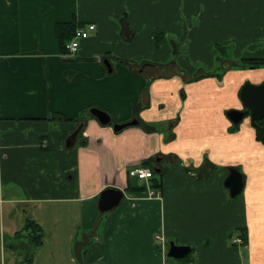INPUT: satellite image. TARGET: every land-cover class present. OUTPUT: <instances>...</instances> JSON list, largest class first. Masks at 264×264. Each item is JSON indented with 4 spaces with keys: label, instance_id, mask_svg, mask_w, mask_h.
Segmentation results:
<instances>
[{
    "label": "crops",
    "instance_id": "obj_1",
    "mask_svg": "<svg viewBox=\"0 0 264 264\" xmlns=\"http://www.w3.org/2000/svg\"><path fill=\"white\" fill-rule=\"evenodd\" d=\"M181 3L183 0H0L3 264L43 263L42 248L50 235L41 207L58 204L68 206L66 220H70L60 226L62 232L56 231L57 236L72 244L80 264H181L167 262L162 248L155 247L153 235L168 230V242L194 246L191 264H240L241 247L231 244L229 236L241 228H247L249 236L248 246L241 248L243 264H264V145L257 141L249 117L236 132L230 131L235 125L227 117L230 110L245 109L240 91L247 83L262 84L264 67L222 70L223 75H216V67H212L210 74L215 77L189 83L208 73L184 67L183 75H164L159 72L164 66L157 63V36L173 37L181 46L187 29H192L190 44L209 45V51H215L212 46L227 37L236 40L241 49L236 53L235 46L229 57L231 65L241 59L264 58V48L256 50L252 45L264 40V0ZM73 23L76 29L88 24L97 28L81 42L75 57L67 54L57 36L58 25ZM92 108L107 112L112 124L101 125L91 116ZM133 121L139 125L121 132L113 129ZM155 125L159 131L152 130ZM80 127L75 146L67 148V139ZM205 156L208 161L203 164ZM145 161L159 167L161 173L162 217L159 202L149 193L151 183L128 176L134 167L151 169L142 164ZM231 169L245 177V187L235 198L225 187ZM205 174L210 180L196 179ZM209 182L219 188L217 197L222 198L213 194L207 218L215 219L222 211L228 218L227 231L218 233L223 239L217 243L220 249L212 257L204 254L213 246L212 240L202 242L201 249L181 241L183 232L168 226L173 213L169 196L181 198L190 189L193 199H199L192 190ZM179 183L189 186L183 188ZM141 187L140 192L129 190ZM109 188L122 190L124 198L103 214L98 211V201ZM28 205L35 206V220L24 209ZM196 205L204 206L199 200ZM28 220L35 221L44 233L43 245L36 248L30 263L32 256L25 253L18 235ZM59 220L52 217V222ZM151 235V241H146ZM6 236L10 244L5 255ZM57 250L59 246L54 253ZM227 251L229 256H224ZM54 253L50 260L55 264L78 262Z\"/></svg>",
    "mask_w": 264,
    "mask_h": 264
},
{
    "label": "rangeland",
    "instance_id": "obj_2",
    "mask_svg": "<svg viewBox=\"0 0 264 264\" xmlns=\"http://www.w3.org/2000/svg\"><path fill=\"white\" fill-rule=\"evenodd\" d=\"M185 0H183V3H181V5L185 4L184 3ZM192 32V29H190ZM189 29H187L186 33L187 36L186 38L183 40V44L181 46L175 44V38L173 37H164L162 38L159 35L158 38V42H160V53H159V64H161L162 66H164V70L163 71H159L162 74L165 73H175L176 74H182L181 70H183V68L185 67V69H192L193 67L195 69L198 70H205L206 73H211V69L212 67H216V75L221 74L223 71L222 70H230L231 69V63H229V57L230 55H232L233 50L235 49L236 46V50L235 52L237 53L241 48H240V44L237 43L236 40H234L233 38H225L224 40H222V42H220V44H217V46H212L213 48L215 47V51L217 49V51L215 52L214 50L210 49V46L208 45H203V46H197V45H191V38H189ZM221 31V30H220ZM219 31V32H220ZM193 40V39H192ZM203 40V39H202ZM205 40V39H204ZM253 46L256 45L257 47L256 50H259L261 47L264 48V40H257L256 42H254V44H252ZM154 46H151V59L154 61V55H155V50L153 48ZM226 47L227 49L223 48ZM239 48V49H238ZM209 49V50H208ZM255 59H264V58H255ZM234 63V62H233ZM218 72V73H217ZM184 74V73H183ZM182 74V75H183ZM165 75V74H164ZM200 76V75H199ZM199 76H195L192 79H189V83H196L200 80H197ZM218 77V76H217ZM222 76L219 77L218 80L221 81ZM202 80V79H201ZM179 122H176V125ZM0 145H1V140H0ZM2 148V145H1ZM1 152V150H0ZM208 161V157L205 156L204 159V163L206 164ZM183 163V162H182ZM225 167H229L228 165H226ZM157 173L156 175H158V179L161 177V173L159 172V169L156 170ZM191 172V170H190ZM208 174H205V177L203 178V176H201L200 178H196L199 179L201 182H205L210 180V176H207ZM208 177V178H207ZM171 186H173L174 184H170ZM211 182H209L208 184L203 185V187L200 190H196L193 189L192 192L194 194H196L198 192L199 194V199H193L192 195L189 193L191 192L190 189H188V191H185L184 196H182L181 198H171L169 196V199L171 200L170 203V207L172 208L171 210L173 211L172 216H171V222L169 223L168 226L171 227V230L175 229L177 231V228H179L182 232L183 235L181 236V241H186V242H191L193 244H195V246H198L199 248L203 249V243L204 241L206 242H210V240L213 241V246L209 249L204 250L205 251V255L212 257L214 256V251L220 249V246H217V243L219 240H223L221 238H219L218 233H222V232H226L227 230H225L227 228V215L222 211L220 212L217 216V218L215 219H208L207 217L210 215L211 211L209 209L212 199H213V194H215L216 198L218 200H221V197H217V190H219V188H215L210 186ZM178 186H181L183 188L188 187L189 185H187L186 183H179ZM188 192V193H187ZM179 193V192H178ZM151 199H155L157 202H159V209L161 211V217H162V209H163V205H164V197L161 194H156V195H151ZM100 200V199H99ZM203 201V208L199 207L196 205V201ZM99 203V201H98ZM67 207L65 205H50V206H42L41 208H43V213H44V217H45V231L47 234H49L50 238L48 242H46V245H44V247L42 248V252H43V257H44V261L42 264H55L54 262H52V260H50L51 255H53L54 251V247L59 246V250H57V252L59 251V253L55 252L54 254L59 257L60 259H64V260H68L70 259V257L75 258L78 262L77 264H80L79 259L77 257V254L75 252V248L71 250L72 244L69 242H61L62 238H59V236H57V232L61 233L62 229H61V225H68V221L70 219H68V221L66 220L68 218V211H67ZM98 211L99 210V206H97ZM24 209L28 210L29 212V216L31 215L32 218L35 220V206H31L28 205L26 206ZM102 213V212H101ZM101 216H104L103 214H101ZM152 213V212H151ZM107 214V213H106ZM56 216L58 218H60L59 221H54L52 222V217ZM71 223V222H69ZM73 223V222H72ZM177 228H176V227ZM151 227H155V225L153 223H151ZM57 231V232H56ZM170 230H168L166 233H164V231H160V233H157L156 235H153V240L155 243V247L158 248H162V252H164V256L167 257V252H168V240L165 238H168V235H170ZM235 233V232H234ZM100 233H97V235L99 236ZM232 235L229 236V240L232 244L233 238L236 236L234 235L232 238ZM238 236V235H237ZM152 235L151 237H148L146 239V241H151ZM6 248H5V255L8 254L9 252V247L8 245L10 244V240L9 238L6 236ZM23 239V243H21L25 248V253L27 251V254H31L34 256V252L37 250L36 248H34L31 244V239L30 236L29 237H25L22 238ZM56 239H58L57 241H59V243L57 244V242L55 241ZM79 239H82V235L79 237ZM164 239V240H163ZM92 241V240H91ZM94 240H93V244H94ZM176 243V242H175ZM28 244V245H26ZM199 244V245H197ZM179 246H186V245H180L177 244ZM234 246H238L237 244ZM189 247H194V246H189ZM241 247L242 246H238ZM239 248L238 249V254L240 256V264H243L244 262V258H242L243 255V249ZM29 249V250H27ZM23 250V252H24ZM159 250V249H158ZM224 256H229L228 255V251L227 254L224 253ZM41 256V258H42ZM194 257V256H193ZM2 261H4V253L2 255V251L0 250V264H3ZM243 261V262H242ZM173 262V261H172ZM99 264V263H98ZM169 264V263H168ZM239 264V263H238Z\"/></svg>",
    "mask_w": 264,
    "mask_h": 264
},
{
    "label": "water",
    "instance_id": "obj_3",
    "mask_svg": "<svg viewBox=\"0 0 264 264\" xmlns=\"http://www.w3.org/2000/svg\"><path fill=\"white\" fill-rule=\"evenodd\" d=\"M108 64V61H106ZM109 66V65H108ZM111 71V67L109 66ZM241 102L246 111L230 110L227 112L228 119L235 126H240L245 118L250 115L251 125L257 126V122L264 119V82L260 85H254L251 83L245 84L240 91ZM90 114L96 118L103 126H109L112 124L111 116L105 112L96 108L90 110ZM139 125L138 121H133L127 124H116L113 126L115 132H121L127 127H133ZM82 127L78 128L66 141L67 148H73L76 144L78 135ZM264 134V126H263ZM225 187L229 189L230 196L235 198L242 193L245 187V177L236 169H231L230 174L225 180ZM124 198V192L119 189L109 188L104 190L100 194V200L98 203L99 210L102 213L110 212L118 207ZM192 252V248L189 246H179L174 240L169 242V249L167 257L169 259L181 260L187 257Z\"/></svg>",
    "mask_w": 264,
    "mask_h": 264
},
{
    "label": "trees",
    "instance_id": "obj_4",
    "mask_svg": "<svg viewBox=\"0 0 264 264\" xmlns=\"http://www.w3.org/2000/svg\"><path fill=\"white\" fill-rule=\"evenodd\" d=\"M75 31H76V25L74 23L73 24H60L57 26V36H58L60 43H61V46L64 50H65L66 42H69L73 38ZM158 38H159V36H157V39ZM263 67H264V59L247 58V59H241L239 62H234L233 65L231 66V69L255 70V69H260ZM221 75H223V74H221ZM208 77L213 78V77H215V75L210 74V73L205 74V75L199 76L197 80H201L203 78H208ZM263 126H264V119L258 121L257 126L253 127V129L256 133L257 141L261 142L264 145ZM151 128H152V130L157 129V131H159L158 130L159 127H157V126L156 127L152 126ZM239 128H240V126H233L230 131L236 132L239 130ZM174 138H175V135H173V139ZM142 164L150 166L151 169L155 171V173H157L156 170L159 169V167H156L152 163L149 165V162H146V161L142 162ZM151 188L154 190L155 194H157V193L161 194L162 188H163L162 177H160L158 179V177L155 176L151 180ZM129 190L140 192V191H143L144 188L141 187V188H136L134 190H132V189H129ZM18 235L21 236L22 238L30 236L31 244L34 248H39L43 245V238H44L43 230L33 220H28L27 223L25 224L23 230H21V232L18 233ZM234 235H238L239 237H241V239L243 240V246L242 247L248 246L249 236H248L247 228H241L239 230H236ZM234 235H232V238ZM167 243H168L167 247L169 249V242H167ZM26 245H28V244H26ZM194 254H195V249L192 248V252L187 257H185L184 259L174 260V259H169L168 257H166V261L167 262H172V261L173 262H179L181 264H191L193 261ZM30 256H32V257L29 258V260H28L29 263L31 262V259L33 258V255H30Z\"/></svg>",
    "mask_w": 264,
    "mask_h": 264
},
{
    "label": "built area",
    "instance_id": "obj_5",
    "mask_svg": "<svg viewBox=\"0 0 264 264\" xmlns=\"http://www.w3.org/2000/svg\"><path fill=\"white\" fill-rule=\"evenodd\" d=\"M96 29L97 28L94 24H88L87 26L76 29L73 38L66 44L67 54L71 57L77 56L80 51L81 42L88 39L91 35L90 33L96 31ZM128 176L132 180H137L138 182L149 185L151 183V180L156 176V173L150 168L134 167L130 169ZM148 189L150 195H156L154 190L150 186L148 187ZM233 241L235 245L237 244L238 246H243V240L241 239V237L236 235L233 238Z\"/></svg>",
    "mask_w": 264,
    "mask_h": 264
},
{
    "label": "flooded vegetation",
    "instance_id": "obj_6",
    "mask_svg": "<svg viewBox=\"0 0 264 264\" xmlns=\"http://www.w3.org/2000/svg\"><path fill=\"white\" fill-rule=\"evenodd\" d=\"M243 111H246V109H244ZM248 117L250 118V115L248 114Z\"/></svg>",
    "mask_w": 264,
    "mask_h": 264
}]
</instances>
